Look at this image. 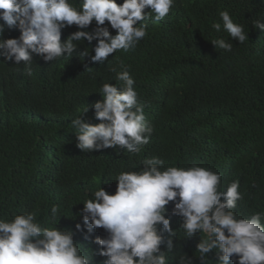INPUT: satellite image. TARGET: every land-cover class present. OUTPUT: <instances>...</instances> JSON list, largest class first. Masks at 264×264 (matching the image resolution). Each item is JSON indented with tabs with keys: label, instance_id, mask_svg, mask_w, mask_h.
I'll return each mask as SVG.
<instances>
[{
	"label": "trees",
	"instance_id": "16d2710c",
	"mask_svg": "<svg viewBox=\"0 0 264 264\" xmlns=\"http://www.w3.org/2000/svg\"><path fill=\"white\" fill-rule=\"evenodd\" d=\"M225 10L244 25L248 40L239 43L223 26L220 32L211 27L222 25L219 13ZM150 15L144 21L148 34L137 47L117 50L103 64L91 61L94 51L78 55L94 48L95 40L52 62L33 54L30 74L23 62L0 57V218L34 211L51 227V207L58 205L57 227L73 231L74 241L93 251L95 264L106 258L95 254L101 246L92 240L107 232L95 229L86 240V230H76L82 203L100 186L114 194L117 182L111 179L120 171L139 170L153 156L163 159L164 167L197 165L220 173L222 191L238 180L242 199L233 211L245 217L264 212V31L254 26L257 19L264 24V0H175L162 20ZM104 26L116 35L108 21ZM95 27V21L86 29L66 27L61 39ZM3 36L18 38L20 31L5 24ZM217 38L232 43V50L216 49L211 41ZM120 61L129 66L154 127L150 142L135 154L120 146L82 151L71 120L102 100L97 92L104 83L115 84L110 68L120 71ZM83 118L100 122L91 108ZM173 206H166L175 232L169 264H177L180 252L200 264L196 250L204 234L185 237L182 218L171 215ZM207 259L206 264H217L216 250Z\"/></svg>",
	"mask_w": 264,
	"mask_h": 264
},
{
	"label": "clouds",
	"instance_id": "9594fccd",
	"mask_svg": "<svg viewBox=\"0 0 264 264\" xmlns=\"http://www.w3.org/2000/svg\"><path fill=\"white\" fill-rule=\"evenodd\" d=\"M175 0H0V57L23 62L31 72L33 54L45 62L71 57L78 44L85 40L94 48H85L78 55L103 64L117 50L135 49L148 34L153 18L162 20L174 6ZM150 12H145V9ZM222 20L212 24L216 32L226 31L232 39L248 40L244 25L234 21L225 10ZM62 41V29L75 25L78 29ZM116 30L111 35L108 26ZM138 21H143L137 25ZM5 24L18 28V38L5 39ZM256 29L264 31L257 19ZM217 49L232 50V43L223 38L213 39ZM90 49V51H89ZM110 68L115 73L113 83H104L99 91L102 100L88 105L81 115L71 120L77 147L85 152L123 147L129 153H139L150 142L154 131L147 120L144 105L139 101L129 66L123 61ZM94 109L97 124L86 122L83 114ZM158 156L147 158L139 170L120 171L115 180L116 191L110 194L99 187L86 199L80 211L82 225L76 230L89 239L95 229L103 228L107 236H99L92 243L101 246L98 254L105 257L100 264H169L173 252L175 232L166 218L170 202L171 215L182 218L180 229L185 237L200 235L197 256L206 264L207 254L216 250L217 264H264V212L241 216L233 211L242 199L238 180L221 190L220 173L197 165L188 168L164 167ZM58 205L51 207V217L45 226L36 212L15 215L11 220L0 218V264H95L93 251L75 242L74 232L57 227ZM61 217V216H60ZM59 217V219H60ZM162 225V227H161ZM167 233V236H165ZM164 246V250L161 246ZM87 251H82V247ZM177 264H193L191 257L180 252Z\"/></svg>",
	"mask_w": 264,
	"mask_h": 264
}]
</instances>
